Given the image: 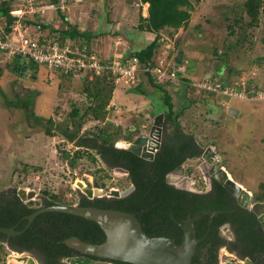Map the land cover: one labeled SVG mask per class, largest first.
Here are the masks:
<instances>
[{"label":"rangeland","instance_id":"obj_1","mask_svg":"<svg viewBox=\"0 0 264 264\" xmlns=\"http://www.w3.org/2000/svg\"><path fill=\"white\" fill-rule=\"evenodd\" d=\"M18 1L13 0V5ZM130 1L109 0L111 4H107L102 0H74L71 4L69 20L92 34L90 45H86L97 60H119V56L126 53L127 57L131 50L140 49L151 40L152 34L137 28L139 13L147 14L146 4ZM191 1L193 10L188 26L174 31L162 29L155 59L159 56L172 60L182 52L181 66L185 70L178 75L180 80L185 76L193 83H203L208 80L207 72L216 73L225 64L217 79L226 76L227 80L249 81V85L264 89V0H261L258 23L254 26L247 25L249 18L242 11L245 0ZM45 16L49 20L55 16L61 18L53 9ZM236 17L240 18L237 22ZM40 18L43 16L39 15ZM215 50L218 54L225 52L226 56L219 60ZM0 66V193L4 197L11 189L24 188L48 199L55 195L64 205H76L85 194L84 185L100 188L104 194L113 188L121 190L129 186L124 171L109 167L91 148L83 153L82 148L57 131V126L73 125L69 123L73 107L82 112L88 105L85 77H92L68 76L41 65L36 72L28 67L25 74L18 75L11 69L10 59L1 52ZM114 85L105 120L114 123V129L120 131L115 145L121 147L131 141L127 138L130 132H134L132 139L138 132L149 133L154 116L166 108L165 92L151 85L143 71L138 72L134 84L117 81ZM189 85L183 81L171 82L165 88L174 108H183L178 119L181 129L193 135L202 150L210 148L229 177L256 202L255 196L264 193V99L222 93L208 95L202 86L191 89ZM19 100L24 103L23 108L19 107ZM29 100L31 104L26 105ZM30 111L44 119L50 117L53 131L45 132V121L38 123L31 119ZM102 123L87 116L79 134L89 138L91 134L85 136V133L94 131ZM163 131L162 127L161 137ZM78 148L82 152L72 167L63 153L67 151L65 153L71 156ZM210 157H202L203 163L210 165ZM200 160L198 157L186 159L181 165V177L188 176L192 180L191 190L203 192L206 175ZM179 179L180 175L174 172L168 176L171 182ZM27 203L37 207L39 201L34 198ZM221 252L226 255L219 256L218 263L227 259L238 261L234 253L225 249ZM21 255L24 253L13 254L6 245H0V264H24L10 260L12 256L19 259Z\"/></svg>","mask_w":264,"mask_h":264},{"label":"trees","instance_id":"obj_2","mask_svg":"<svg viewBox=\"0 0 264 264\" xmlns=\"http://www.w3.org/2000/svg\"><path fill=\"white\" fill-rule=\"evenodd\" d=\"M102 1L111 4L109 0ZM12 2L13 0H0V20L6 31H9L8 26L11 25L15 17H17L9 14L10 9L18 7V3L14 6ZM128 2L131 1L128 0ZM139 2L141 5L146 4L147 14L142 16L139 13L137 28L153 36L144 47L131 50L127 57L126 53L119 56V60L122 63L132 56H135L141 65L147 64L149 61L155 59L161 30L167 28L174 31L187 27L191 16V10H193V3L191 0H139ZM260 5L261 0L244 1L242 11L249 18L247 25L254 26L258 23ZM56 12L61 15L58 23L56 22V20H58L56 16L55 19L51 18L50 20L46 16L38 19L40 14H35L34 16L24 15L21 21L30 25V30L34 28L31 34L37 36L40 43H44L51 38H57L61 43L70 41L76 45L81 43L90 45L89 42L92 34H90L87 29H83L80 25L78 26L76 23H72L69 19H66L65 15L58 9L55 10V14ZM239 19V17H236L235 22ZM107 20L109 19L107 18ZM0 36L2 38L4 37L2 33ZM1 53L10 59L11 69L18 75H21L20 71L22 67H25V69L30 67L33 72H36L37 66L41 65L29 55L20 57L18 55L8 56L2 51ZM214 54L219 60L223 59L222 56H226L225 52L218 54L216 50ZM176 58L174 59L176 65H183L181 63L182 57L180 62H177ZM188 67L192 68L189 64ZM224 67H226L225 64L219 71H216V73L213 72L209 74V72H207L206 74L209 76L208 80L205 81L213 85L221 84V87L238 86L240 82L238 83L236 80H227L225 78L226 76H223L224 79H217V75H222L220 71L223 70ZM227 70L228 73H230L231 68L229 67ZM1 72L2 67L0 66V75ZM143 73L146 75L151 85L165 92L164 103L166 108L164 110V131L162 132L161 145L155 152L153 159H143L125 148L115 146V142L121 136L120 131L114 129V123L105 120V115H107L108 112L107 107L112 98L115 85L113 81L107 79L105 75H94L91 79L85 77L87 83L84 90H86L89 99L88 105L82 112L79 111L78 107H73L71 109L69 113V123L73 124L71 127L69 124L63 127H56L57 131L64 135L68 141L82 148L83 153L91 148L99 154L100 158H102L109 167H118L127 170V177L134 186L128 194L119 198L104 199L96 197L88 199L83 196L79 201V205L116 209L133 213L142 224L148 226L152 224L156 226L157 229L162 228L153 232L144 227L148 235L173 238L177 244L182 240V230L178 223L183 222L187 215L194 216L198 212L203 213L209 210L228 211V213H222L214 217L203 214V216L195 222L197 236L201 234V232H199L201 228L198 225L206 226V222L211 219L213 221L212 226L214 227V235L212 236L214 239L211 238L212 245L213 248L218 247L225 241L217 235V226L228 220L231 225L232 233L235 235V239L229 242L230 250H236L238 251L237 254L240 256H249L252 259H255L260 254H264V231L256 215L251 210L246 208L242 209L240 206L238 210L232 212V209H237L236 199L219 182L216 180L213 181V189L210 191L200 192L177 188L168 181V174L171 171L181 167L186 159L198 157L202 154L203 150L200 145L197 144L193 135L187 134L181 129V123L178 119L183 108L175 109L171 96L165 90L173 81H158L152 77L151 73ZM181 78L180 81L190 84L189 87L191 89L195 88L193 87L194 85H191L192 81L190 77H188V79H186L185 76ZM245 83V90L250 95L258 92L264 93V89L258 86L256 87L254 84L249 85V81ZM182 87L185 88L188 87V85H182ZM137 90L142 92L139 87H137ZM202 90L206 91L208 95L218 93L206 88ZM1 93L3 96L5 95L2 91ZM221 96L224 97V95ZM12 102L13 101L9 102V104L11 105ZM189 102H191V100ZM18 103L19 107L23 108L25 106L24 103L22 104L21 100H19ZM25 103L28 105L31 104V101L29 100ZM28 115L38 123L44 120L45 132L51 133L53 131V120L50 117L44 119L43 117L35 115L33 111H30ZM87 116H91L94 120H101L103 122V125L96 127L94 131L85 133V136L91 134L89 138L79 134ZM133 133L130 132V136L127 137H130L128 140L131 139ZM79 148L76 149L71 156L69 153H65L67 151L63 153L64 159L70 162L72 167L75 165V160L81 155L82 151ZM10 192L11 193L5 197L0 193V226L7 228L13 227L15 230H21L28 221L25 217L34 212L36 208L29 203L23 202L17 195L15 188L11 189ZM254 199L255 201H264V193L256 195ZM221 200L223 202H221ZM44 204L48 206L62 204V202L53 195ZM35 221H49L53 223V225H55L56 222L61 223L60 221H64L63 223L68 225V229L65 233L53 235L52 238L62 239L67 236H77L82 241L93 244H99L105 240L104 231L96 222L71 213L46 211L39 214ZM35 233L36 232L33 233L29 227L24 230L22 234L14 236H7L0 232V245H5L1 243V241L6 239L10 247L18 250H34L36 253L44 252L53 257L56 253H71L72 249L64 243L57 244L54 240L46 241L45 243L36 242L34 236L37 234ZM240 246L242 248L241 250L238 249ZM90 257L94 258L92 256ZM52 260H54V258H52ZM215 262L216 260L214 259V262L211 264H216ZM122 264L131 263L123 262Z\"/></svg>","mask_w":264,"mask_h":264},{"label":"water","instance_id":"obj_3","mask_svg":"<svg viewBox=\"0 0 264 264\" xmlns=\"http://www.w3.org/2000/svg\"><path fill=\"white\" fill-rule=\"evenodd\" d=\"M181 57L182 52H179L176 61L180 62ZM25 71V67H22L20 74H25ZM232 112L235 113V111ZM163 122L164 113L160 112L156 114L153 119V125L148 134L143 132L134 134L133 139L129 143H121V148L129 150L143 159H153L155 152L161 145V130ZM154 133L157 134V140L152 148L151 136ZM154 149L156 151H154ZM210 155H215V153L211 152L210 148H206L198 158L210 157ZM217 159L218 162L215 165H209V168H206L204 163L200 164L201 168L205 171L206 178L212 177L215 179L235 197L239 206L251 210L256 215L264 231V201L251 203V194L228 176V172L224 169L221 161L218 157ZM119 169L126 174L128 173V171L123 168ZM179 174H181V172H179ZM191 184L192 180L188 176H183L176 182L175 186L180 189H190ZM133 187V184H130L128 187L121 190L113 188L105 194L100 188H91L84 185L82 189L88 198L104 195L123 197L128 194ZM17 195L21 200L30 199L34 197L35 191L19 188L17 190ZM48 210L62 211L84 217L96 222L104 231L105 240L102 243H88L74 237L66 241L69 247L86 255L108 258L131 264H191L196 246L200 241L196 235L195 222L200 219L203 214L213 216L219 213H225L224 211L209 210L204 211L203 213L198 212L194 216L188 215L183 222H179V226L182 230V240L177 244L173 238L165 236H148L142 230L140 221L135 214L116 209H102L94 206H81L78 204H54L37 209L28 215L27 219L32 220L38 213ZM0 232L5 235L20 233V231L15 230L12 227L7 228L2 226H0ZM10 260H13L14 262L16 260L22 262L26 260V258L22 256L21 258L16 259V257L12 256ZM244 260L245 264H256L247 257ZM28 261L30 264H36L31 257L28 258ZM237 262H239V260ZM217 264L236 263H234L232 259H227L221 263L217 262Z\"/></svg>","mask_w":264,"mask_h":264},{"label":"built area","instance_id":"obj_4","mask_svg":"<svg viewBox=\"0 0 264 264\" xmlns=\"http://www.w3.org/2000/svg\"><path fill=\"white\" fill-rule=\"evenodd\" d=\"M74 0H19L18 7L9 10V14L15 17L11 25L6 31L4 26L0 27V52H4L8 56L18 55L24 57L29 55L33 57L42 66L52 69L61 74L68 76L84 77L89 75H105L107 79L114 83L122 81L124 84H132L137 80L139 71L149 72L152 77L158 81L170 80L179 82L178 75L184 72L185 67L176 65V62L161 58L149 61L147 64L141 65L135 56L130 57L125 62L120 60L99 61L94 53L90 51L86 44H73L70 41L61 43L57 38L40 43L37 36L31 34L30 25L21 21L24 15L34 16L35 14L45 15L49 9L61 11L66 19H69L68 13L70 6ZM194 86H202L203 88L222 93L225 96H239L247 98H264L263 92L250 95L245 90V82H240L238 86H223L221 84L191 83ZM246 95V96H245ZM154 140L151 147L156 143L157 134L151 136ZM150 148V147H149ZM150 150V149H148ZM154 151H156L154 149Z\"/></svg>","mask_w":264,"mask_h":264},{"label":"flooded vegetation","instance_id":"obj_5","mask_svg":"<svg viewBox=\"0 0 264 264\" xmlns=\"http://www.w3.org/2000/svg\"><path fill=\"white\" fill-rule=\"evenodd\" d=\"M130 140H132V137H131ZM200 163H203V161L200 160ZM204 165L207 166L206 168L210 167L208 164L204 163ZM210 165H212V163H210ZM182 167L183 166L174 169L173 171H171L168 174V176L172 172H174V173H177L178 175H180V179H181L183 177V176L181 177L182 171H183L181 169ZM179 172H181V174H179ZM207 173H208V171H207ZM175 177H177V175H175ZM177 181H175V182L174 181L173 182L169 181V182L172 183L175 186ZM213 181H215V179H213L212 177L206 178V176H205V184H206V190L205 191H210L211 189H213ZM186 190H191V189H186ZM83 196L87 197L85 194H83L82 197ZM34 198L39 201L38 206L37 207L34 206L36 208L35 211L37 209H40V208H43V207H47L44 203L47 202L48 198L45 197L44 195H40V194L39 195L35 194L34 197H32L30 199H27L28 201H26V199L22 200V201L23 202L25 201V203H27L30 200L34 199ZM93 198H96V196L93 197ZM97 198L111 199V198H119V197H113V196H110V195L105 196L104 195V196H98ZM80 199L81 198H79V201H80ZM90 199H92V198H90ZM79 201H78V205H79ZM221 202H223V201L221 200ZM48 206H50V205H48ZM236 206H237V209H235V208L232 209V212L238 210L239 205L236 204ZM240 208L244 209V207H241V206H240ZM102 209H107V208H102ZM48 211H53V210H48ZM217 211H221V210H217ZM43 212H46V211H43ZM43 212L38 213L32 220H28L27 223L24 224L23 229L18 230V231H20V233H16L14 235L22 234L24 232V230L28 229V227H29L30 230H32L33 233L36 232L35 234H37V235L34 236L36 242H44L45 243L46 241L54 240V242L57 243V244L58 243H64V244L67 245L66 241L70 240L71 238L75 237V238L80 239L77 236H67V237L62 238V239H60V238L59 239L52 238L53 235H60L62 233H65L67 231V229H68V225L64 224L63 223L64 221H60L61 223L56 222L55 225H53V223H51L49 221L36 222L35 221L36 217L39 214L43 213ZM224 212L228 213V211H224ZM219 214H222V213H219ZM219 214H217V215H219ZM226 215H228V214H226ZM27 216L25 217L26 219H27ZM214 216H216V215H213L212 217H214ZM206 223H207L206 226L205 225H203V226L198 225L201 228L200 231H199V232H201V234H200V236H197L200 239V241L198 242V244L196 246V249H195L191 264H211V263L214 262V259L216 260L215 263L217 264L219 256L226 255L225 253H222V252L220 253V251H223V249H225V250H227V251H229L231 253H234L236 258L239 260V262H237L236 259L235 260L232 259L233 262H235L236 264H245V262H244L245 260L244 259L246 257L251 259L256 264H264V254H260L255 259H252L249 256H243V255L240 256L239 254H237L238 251H236V250H230L229 242L231 240L235 239V235L232 233L231 225H230V222L228 220L220 223L217 226V228H218L217 235L219 237L223 238L225 242L223 244L219 245L218 247L213 248L212 241H211V238L214 239V237H212L214 235V227L212 226L213 221L211 219H209L208 222H206ZM140 224H141L142 230L145 233H146V231H145L144 227L147 228L149 231H153V232H155L156 230L162 229V228L157 229V227L153 226L152 224L149 225V226L146 225V224H142L141 222H140ZM162 227H163V225H162ZM196 228L197 227H195V229ZM223 230H225V231L223 232ZM82 233L84 234L83 231H82ZM14 235H7V236H14ZM196 235H197V231H196ZM229 235L232 236V237L230 238ZM148 236H150V235H148ZM151 237H156V236H151ZM1 243L5 244L6 247H8V249H11L13 254L24 253L23 256L26 258V260L21 262V263H24V264L26 263V261L28 262V264H30V262L28 261V258H30V257L33 258V260L35 261L36 264H51V263L52 264H122L123 263L122 261H118V260H113V259H108V258H100V257L92 256V255H86L84 253H81V252L77 251L76 249H74L72 247H69L68 245L67 246L72 249L70 254L56 253L55 256L53 257V256H49L48 254H46L44 252L36 253L34 250L33 251L32 250H26V249L18 250L16 248L10 247L9 244H8V240H6V239L4 241H1ZM238 249L241 250L242 249L241 246L238 247ZM90 256H92L94 258H91ZM222 257H221V259H222ZM52 258H54V260H52ZM16 263H18V262H16Z\"/></svg>","mask_w":264,"mask_h":264},{"label":"bare ground","instance_id":"obj_6","mask_svg":"<svg viewBox=\"0 0 264 264\" xmlns=\"http://www.w3.org/2000/svg\"><path fill=\"white\" fill-rule=\"evenodd\" d=\"M232 111H235V112H236L235 109H232ZM153 142H154V140L151 141V144H153ZM200 155H201V154H200ZM201 159H202L203 162H205V161H204V158H201ZM210 159H211V163H212V165H215V164L218 162L217 157L214 156V155L211 156ZM212 159H213V160H212ZM208 160H209V159H208ZM228 176H229V175H228ZM230 178H231V177H230ZM236 183H237V182H236ZM239 185H240V184H239ZM251 203H252V202H251Z\"/></svg>","mask_w":264,"mask_h":264},{"label":"crops","instance_id":"obj_7","mask_svg":"<svg viewBox=\"0 0 264 264\" xmlns=\"http://www.w3.org/2000/svg\"><path fill=\"white\" fill-rule=\"evenodd\" d=\"M125 8V7H124ZM123 9V8H122ZM126 12H127V10H126ZM56 22L58 23L59 22V19L58 20H56ZM151 106V105H150ZM152 111H153V109H152ZM151 111V112H152ZM163 113H164V111H162ZM160 113V112H159ZM241 186V185H240ZM244 189V188H243Z\"/></svg>","mask_w":264,"mask_h":264},{"label":"clouds","instance_id":"obj_8","mask_svg":"<svg viewBox=\"0 0 264 264\" xmlns=\"http://www.w3.org/2000/svg\"><path fill=\"white\" fill-rule=\"evenodd\" d=\"M61 12V11H60ZM68 15H69V13H68ZM45 15H43V17H44ZM185 162V161H184ZM114 189H117V188H114ZM191 189V188H190ZM251 202H252V200H251Z\"/></svg>","mask_w":264,"mask_h":264}]
</instances>
